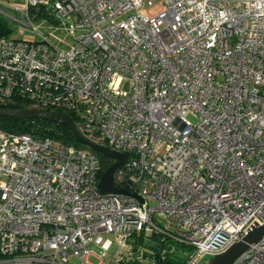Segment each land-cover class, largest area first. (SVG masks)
Instances as JSON below:
<instances>
[{"label":"built area","instance_id":"built-area-1","mask_svg":"<svg viewBox=\"0 0 264 264\" xmlns=\"http://www.w3.org/2000/svg\"><path fill=\"white\" fill-rule=\"evenodd\" d=\"M154 1L12 0L37 39L0 37V104L75 115L142 200L101 193L90 150L0 129V264H116L154 233L197 264L264 225V0ZM232 264H264V235Z\"/></svg>","mask_w":264,"mask_h":264},{"label":"trees","instance_id":"trees-1","mask_svg":"<svg viewBox=\"0 0 264 264\" xmlns=\"http://www.w3.org/2000/svg\"><path fill=\"white\" fill-rule=\"evenodd\" d=\"M41 16L44 11L41 9ZM39 11V12H40ZM43 13V14H42ZM50 17V14H45ZM8 27L4 20L0 17V37L8 36ZM0 107H15V108H28V109H36L33 105L26 101L22 100H13L10 103L0 104ZM75 126L79 128V123L75 115L72 113L69 114ZM0 129L7 132H16V133H28L35 137H44L48 136L55 140H58L62 143L74 145L76 147L85 148L93 152L98 156L101 162V171L99 172L98 177L100 178L102 173L106 170V168L113 163V159L105 157L100 152H96L91 150L88 146L78 143L72 131L64 124H57L52 122H47L41 119H16L12 117H4L0 116ZM114 183L116 186L121 187L123 189H131L130 182L127 179V176L123 179L114 178ZM147 241H154L155 246L153 247V252L147 253L153 257L154 261L158 264H188V256L181 253V250H173L172 249V241H163L160 235L154 233L152 235L140 234L136 237L135 240H131L133 244L132 252L126 256L121 257L116 264H143L142 261L138 257L139 250H142L146 247ZM183 249L189 250L187 247H183ZM164 252V253H163ZM164 255V258H163Z\"/></svg>","mask_w":264,"mask_h":264},{"label":"water","instance_id":"water-1","mask_svg":"<svg viewBox=\"0 0 264 264\" xmlns=\"http://www.w3.org/2000/svg\"><path fill=\"white\" fill-rule=\"evenodd\" d=\"M0 116L12 117L16 119L35 118L47 122L66 125L72 131L74 138L78 143L86 145L91 150L100 152L105 157L113 159V163L106 168L99 179L98 188L101 193H126L136 196L142 200V198L137 193L118 187L114 183V175L126 161L127 155L87 139L75 126L69 114L51 110L0 107ZM263 235L264 225L253 226L248 230L247 234L242 238V240L232 244L222 253L214 255L205 254L197 264H232V262L244 250H246L251 243L259 241Z\"/></svg>","mask_w":264,"mask_h":264},{"label":"rangeland","instance_id":"rangeland-1","mask_svg":"<svg viewBox=\"0 0 264 264\" xmlns=\"http://www.w3.org/2000/svg\"><path fill=\"white\" fill-rule=\"evenodd\" d=\"M155 3L158 2V0L154 1ZM145 8V7H144ZM159 6L156 5L149 11V14L154 15L159 11ZM145 14L148 13V11H144ZM0 17L4 20L8 27V33L7 37L11 38H21L24 40H35L37 39L36 36H34L33 33H31V29H28L24 27L23 25L20 24V15L18 12L15 10V4L12 2V0H0ZM62 20L63 22L69 21V19H66L65 17H58L57 15H54L53 18L48 17V16H38L35 18H32V27L36 29L39 34L41 35H47L49 39L56 44V47L60 50H63L67 48L70 44H72V38L68 35L66 32L64 26L62 25H55L54 21L55 20ZM194 119V118H193ZM107 237L112 239V235L108 234ZM147 244H152L146 245V247L142 250H139L138 252V257L142 261L143 264H158L154 261L153 257H151L150 254H146L145 256V251L147 253H150L151 251L153 252V247L155 246L154 241H147ZM154 245V246H153ZM93 249V254L97 255L98 254V248L95 246H91ZM181 250V253L184 255H187L191 250H186L183 248H179ZM112 249L108 252H106L105 256L103 257V261L107 263L110 259ZM73 260V259H72ZM90 260L94 263L97 262V258L95 256L90 257Z\"/></svg>","mask_w":264,"mask_h":264}]
</instances>
